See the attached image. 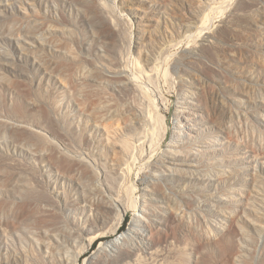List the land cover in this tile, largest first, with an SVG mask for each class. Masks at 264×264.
I'll list each match as a JSON object with an SVG mask.
<instances>
[{"label":"rangeland","instance_id":"1","mask_svg":"<svg viewBox=\"0 0 264 264\" xmlns=\"http://www.w3.org/2000/svg\"><path fill=\"white\" fill-rule=\"evenodd\" d=\"M0 264H264V0H0Z\"/></svg>","mask_w":264,"mask_h":264},{"label":"bare ground","instance_id":"2","mask_svg":"<svg viewBox=\"0 0 264 264\" xmlns=\"http://www.w3.org/2000/svg\"><path fill=\"white\" fill-rule=\"evenodd\" d=\"M198 28H199V27H196V29H198ZM137 66H138L139 69L142 68L141 65H140V63H137ZM148 76H149V74H148ZM128 86H129V85H128ZM129 88H130L133 92H136V93H138V92L140 91V88L137 86V84H133V86L131 85V87L129 86ZM107 133H108V136H109L110 141L113 143V142H114V139L116 138V135H117V132L115 131V128H107ZM128 152H129V148L127 147V145H123V146L120 148V152H118V153L116 154L117 160L120 161V162H122V160H123L122 157H123L124 155L128 154ZM109 201H110V205H109V206H110V208H111L115 213L119 214V212H118V208H120V210H121L122 212H127V213L129 212L128 208L124 206V203H123L122 200L112 198V199H110ZM134 210L137 211V207H136V206H134ZM119 215H120V214H119ZM123 218H124V216H123V215H120V221H119L117 224H115V225L113 226L112 231H118V230H119V228H120V224L122 223ZM112 231H111V232H112ZM98 236H100V235H96V236L91 237V238H90L91 241H92L93 239L98 238ZM123 236H125V235H123ZM123 236H121V237H123ZM121 237L116 238L113 242L109 243V244L105 247V249L111 251V250H113L114 248L119 247L120 244H123V242L121 243ZM90 239H89V240H90ZM123 239H124V238H123ZM124 240H125V239H124ZM124 240H123V241H124ZM119 248H120V247H119ZM100 252H103V251H100ZM131 255H132V250H130L129 252H128V251H124L123 253H121L120 259H122L123 262H125V261H127L128 259L131 258Z\"/></svg>","mask_w":264,"mask_h":264}]
</instances>
